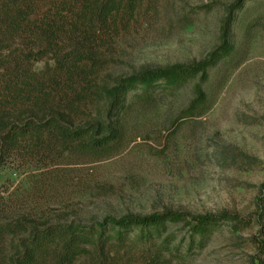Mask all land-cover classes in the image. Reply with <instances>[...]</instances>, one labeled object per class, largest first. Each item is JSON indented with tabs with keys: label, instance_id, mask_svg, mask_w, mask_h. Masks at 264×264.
I'll return each mask as SVG.
<instances>
[{
	"label": "rangeland",
	"instance_id": "1",
	"mask_svg": "<svg viewBox=\"0 0 264 264\" xmlns=\"http://www.w3.org/2000/svg\"><path fill=\"white\" fill-rule=\"evenodd\" d=\"M235 1L138 0L132 18L94 34L86 46L98 85L145 67L204 58L220 43ZM233 18L235 49L201 82L208 94L201 115L180 119L199 78L173 92L157 88L149 103L131 92L125 138L111 149L58 150L1 167L0 217L43 227L166 210L228 211L248 223L236 231L224 223L186 259L162 264L264 263V0H245ZM50 64L46 57L33 68ZM104 106V96L95 98L73 119L97 117ZM115 254H124L122 264H138L125 250Z\"/></svg>",
	"mask_w": 264,
	"mask_h": 264
},
{
	"label": "trees",
	"instance_id": "2",
	"mask_svg": "<svg viewBox=\"0 0 264 264\" xmlns=\"http://www.w3.org/2000/svg\"><path fill=\"white\" fill-rule=\"evenodd\" d=\"M244 1L228 7L220 43L204 58L145 67L101 87L86 46L94 34L132 18L138 0H0V168L58 150L111 149L125 138L131 92L149 103L157 88L173 92L199 78L180 119L201 115L208 101L201 82L234 51L233 12ZM46 57L54 65L35 70L34 62ZM102 96L105 106L96 110L97 117L73 119L81 105ZM224 223L236 231L248 221L228 211L193 215L173 210L43 227L0 217V264H122L124 254L118 258L117 250L138 264H162L168 258L186 259Z\"/></svg>",
	"mask_w": 264,
	"mask_h": 264
}]
</instances>
